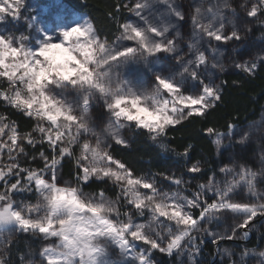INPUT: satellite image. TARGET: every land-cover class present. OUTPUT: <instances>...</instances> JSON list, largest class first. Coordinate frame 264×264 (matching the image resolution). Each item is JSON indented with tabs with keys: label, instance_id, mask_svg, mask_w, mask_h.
<instances>
[{
	"label": "snow or ice",
	"instance_id": "snow-or-ice-1",
	"mask_svg": "<svg viewBox=\"0 0 264 264\" xmlns=\"http://www.w3.org/2000/svg\"><path fill=\"white\" fill-rule=\"evenodd\" d=\"M160 4L164 11L156 8ZM238 6L264 29V0H241ZM122 8L136 19L121 22L113 11ZM22 10L34 11L26 9L25 0H0V23L23 19L28 28L19 35L0 29V106L33 121L31 130L21 131L7 111L0 112V264H37L20 251L21 234L42 241L39 264H157L155 252L176 257L179 264H202L206 238L229 264H247L250 257L264 264V250L244 247L237 260L220 243L247 241L252 222L264 219V190L259 187L264 152L259 171L234 163L219 169L223 179L212 171L192 190L191 180L182 175L138 174L112 150L113 144L131 146L123 134L129 129L133 137L147 134L162 152H174L165 142L169 130L205 118L218 106L223 89L209 69H226L218 59L224 52L212 42L247 46L245 34L252 31L243 25L242 32L237 20L226 15L238 16L233 0L193 5L187 51L178 43L184 39L179 22L185 13L175 0L117 3L107 13L117 26L112 40L91 19L65 22L58 17L55 27L42 26ZM235 66L255 77L264 68V54ZM94 108L104 110L96 119ZM204 131L213 137L219 155L236 136L241 146L253 133L264 137V121L249 125L247 132L232 122L226 132L214 127ZM192 147L188 144L176 155L188 173L203 176L199 160L188 164ZM66 163L72 165L71 178H64ZM158 175L176 190L163 188ZM93 183L104 187L86 192L85 186ZM109 183L117 190L115 198L106 191ZM241 192L246 202L236 199ZM14 196L25 199L17 203ZM146 214L142 222L133 220ZM226 217L233 223L223 231L205 226ZM27 256H35L30 246Z\"/></svg>",
	"mask_w": 264,
	"mask_h": 264
},
{
	"label": "trees",
	"instance_id": "trees-1",
	"mask_svg": "<svg viewBox=\"0 0 264 264\" xmlns=\"http://www.w3.org/2000/svg\"><path fill=\"white\" fill-rule=\"evenodd\" d=\"M66 3L72 9L77 12L85 14L88 19H91L97 29L102 35H107L109 40L114 38L117 34V26L115 21L110 19L107 15L108 12L113 11L114 6L117 3H126L128 0H61ZM241 0H233L234 6H236V12L240 14V17L248 22L247 26L252 28L251 33H246L247 46L244 47L254 48L248 57L242 58L243 55H239V52L234 54V57L229 61L228 65L224 64L226 71L220 73L216 70L209 71L213 73L215 82L220 84L223 89L222 101L218 103V106L211 110L205 118L202 119H190L185 121L181 125H177L174 130H169L167 139L165 142L169 145L170 149L175 151L162 152L157 146L158 142L151 141L147 134L141 133L133 137L131 130L128 131L126 137L130 138V147L123 148L120 145L113 144L112 150L114 155L126 161L138 174H150V173H166L168 175L175 174L176 176H183L186 180H191L190 188L195 189L197 183H201L207 180L212 171L217 174V179H223L222 174L219 173L221 167L231 164H245L252 169L258 165L255 169L260 170V154L264 152V137L253 135L250 137V142L241 146L236 143L239 139L236 136L232 141V146L221 149L219 155H217L216 148L212 143L213 137H209L204 129L207 127H214L221 132L227 131V125L229 122L239 124L241 129L245 132L249 130V125H257L259 122L264 121V68L258 69L255 77L249 76L247 73L236 67L237 61L244 62L254 59V56L258 53H262L264 50V37L261 33L264 29L260 28L255 18L247 17L245 10L241 9L238 5ZM231 13V12H230ZM113 15L119 17L123 22L131 17V14L126 9H121L119 13L113 11ZM230 19L231 16L226 14ZM184 21H180L182 24ZM189 27L191 26V12H188ZM243 32V30H242ZM192 37L191 31L188 33ZM236 42V41H234ZM180 44L181 42L178 41ZM223 43V42H222ZM239 43V42H236ZM204 46L207 47V40H204ZM218 42L213 41L212 47H219ZM225 46V45H224ZM228 54V53H227ZM223 62L224 59H223ZM221 81L226 83L221 84ZM7 111L11 118L18 122L21 131H29L33 127V121L25 118L23 115L13 111L12 109L4 108L0 106V112ZM224 143H229L226 138ZM191 144L192 150L189 153V166L196 161H200L201 168L203 170V176L200 174H190L184 167V160L176 155L177 152H183L184 148ZM39 147V146H38ZM46 148V145H45ZM27 164V161H22ZM39 163V162H37ZM72 165L66 163L64 167V177L71 178ZM195 176V178H193ZM161 186L169 191H175L174 187H169L167 180H163L159 175L157 176ZM261 189L264 190V183H261ZM104 185L99 183H93L91 186H85L86 192L98 191ZM108 195L112 198L116 197L117 190L113 188L110 183L106 187ZM190 195V192L185 193ZM242 194V192H241ZM237 200L242 199L240 195ZM14 199L19 203L21 199L25 197H15ZM27 199H32L28 196ZM245 202V201H244ZM258 218V217H257ZM211 227L213 230L218 228V223L212 225H205ZM252 235L249 240L244 241L242 239H236L231 241L221 242V248L228 247L233 250L237 255L234 257L238 260V254L244 247L249 249H257V251L264 250V219L253 221L250 225ZM239 235V234H238ZM21 241L19 248L21 252L26 254V258H39V251L42 246V241L39 237H31L26 234H21L17 237ZM28 241V246L32 248L35 253L34 257L27 256L28 246L24 241ZM157 264H179L176 257L169 258L166 255L155 252L153 254ZM13 260L16 259L15 250L12 253ZM185 262L187 257H184ZM202 264H229L227 256L217 254L215 246L208 238L205 239V247L201 254ZM247 264H258L257 257H250Z\"/></svg>",
	"mask_w": 264,
	"mask_h": 264
},
{
	"label": "rangeland",
	"instance_id": "rangeland-1",
	"mask_svg": "<svg viewBox=\"0 0 264 264\" xmlns=\"http://www.w3.org/2000/svg\"><path fill=\"white\" fill-rule=\"evenodd\" d=\"M176 4L183 10L185 13V19L183 20L184 22L180 24L179 22V30L181 31L184 39L181 40L180 42V47L187 51V43L190 39H192L191 36L188 35V33L191 31V26L189 27V23L187 22L188 20V12H192V7L194 4H199L201 0H175ZM205 4L209 2V0H204ZM26 3V9H34V11H31V13H28L26 10H22V15H32L37 17V19L41 22L42 26H47V25H52L55 27L57 23H59L58 17H63L65 22L68 20L73 19L74 17H80V18H88L85 14L80 13L72 9L70 6H68L66 3L62 2L61 0H25ZM156 8L159 11H164L165 6L160 4L156 5ZM238 13V12H237ZM226 14H229L232 19H236L237 23L241 25V30H243V25H248V22L240 17V14L238 13L237 17H233L232 13L227 12ZM129 19H136L132 14ZM182 22V21H181ZM0 29L2 30H7V31H13L15 34L19 35L21 33L27 34L28 33V28L26 22L21 19L18 22H12L9 20L7 23H0ZM231 26L228 25L226 27V31H230ZM220 48L223 52L224 55L223 57H218L221 63L228 65L230 62L227 60H231L234 57V54L239 52V55H243L242 58L248 57V55L251 54L255 49L244 47L243 44L241 43H236L234 41L228 42L227 44L218 42ZM225 45V46H224ZM264 49V47H262ZM235 50V51H234ZM228 53V54H227ZM59 58V56H58ZM190 58V57H186ZM212 56L209 55V61H212ZM223 59L225 62H223ZM103 109H93V118L96 119L99 116L100 112H103ZM107 115L104 116L103 122L107 123ZM129 129H124L123 134L126 136L128 135ZM249 131V130H248ZM258 135V134H256ZM226 139V138H225ZM258 167V165L256 166ZM254 167L253 170L259 171L258 169H255ZM67 178V177H64ZM259 187H262V184H259ZM241 194V193H240ZM237 198L239 196H236ZM242 199L239 201L246 202L245 199V194L242 192L240 195ZM236 198V199H237ZM123 210V209H122ZM147 219V214L144 218H139L136 217L135 215L133 216V220L136 222H142L143 220ZM233 223L232 219L230 217H226L225 221H222L218 223V228L215 229V231H223L227 226L231 225ZM37 264H39V258L36 259Z\"/></svg>",
	"mask_w": 264,
	"mask_h": 264
},
{
	"label": "flooded vegetation",
	"instance_id": "flooded-vegetation-1",
	"mask_svg": "<svg viewBox=\"0 0 264 264\" xmlns=\"http://www.w3.org/2000/svg\"><path fill=\"white\" fill-rule=\"evenodd\" d=\"M255 221H257V219Z\"/></svg>",
	"mask_w": 264,
	"mask_h": 264
},
{
	"label": "water",
	"instance_id": "water-1",
	"mask_svg": "<svg viewBox=\"0 0 264 264\" xmlns=\"http://www.w3.org/2000/svg\"><path fill=\"white\" fill-rule=\"evenodd\" d=\"M221 242H223V241H221ZM221 242H220V243H221Z\"/></svg>",
	"mask_w": 264,
	"mask_h": 264
}]
</instances>
